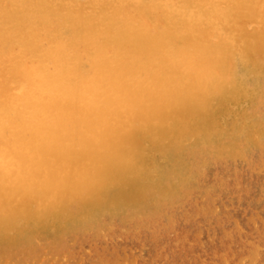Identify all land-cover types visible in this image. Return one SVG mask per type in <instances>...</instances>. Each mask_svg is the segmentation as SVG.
I'll use <instances>...</instances> for the list:
<instances>
[{"label": "bare ground", "instance_id": "6f19581e", "mask_svg": "<svg viewBox=\"0 0 264 264\" xmlns=\"http://www.w3.org/2000/svg\"><path fill=\"white\" fill-rule=\"evenodd\" d=\"M235 52L264 83V0H0V237L142 206L163 187L155 152L188 151L180 174L208 156L250 166L217 139L250 95Z\"/></svg>", "mask_w": 264, "mask_h": 264}, {"label": "rangeland", "instance_id": "374dc122", "mask_svg": "<svg viewBox=\"0 0 264 264\" xmlns=\"http://www.w3.org/2000/svg\"><path fill=\"white\" fill-rule=\"evenodd\" d=\"M235 45L242 49L247 41L238 39ZM233 61L238 68L240 82L250 95L240 104L242 112L227 117L226 122L221 124L222 130L217 139L242 148L244 157L252 161L250 166L241 159H214L208 156L209 153L208 158L192 160L191 168L180 174L188 151L181 150L177 155L152 153L159 159L160 173L150 182L163 187L150 192L142 206L122 213L105 210L98 217L101 222L96 230L87 226L86 222L78 226L80 229L67 226L51 234L39 233V228L29 226L25 235L11 233L0 237V264H264V156L259 154H264V83L257 87L259 82L251 83L248 72L252 71L253 65L241 53L235 52ZM259 63L264 69V58ZM260 95L261 99L258 98ZM167 169L173 171L168 177L164 174ZM149 222L155 225L146 229ZM164 224H169L170 232L156 231ZM11 238L16 240L11 242Z\"/></svg>", "mask_w": 264, "mask_h": 264}]
</instances>
